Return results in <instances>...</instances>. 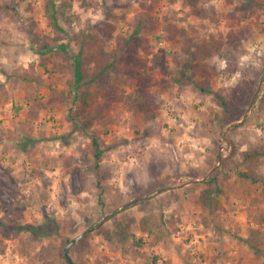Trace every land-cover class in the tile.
I'll use <instances>...</instances> for the list:
<instances>
[{
	"label": "rangeland",
	"instance_id": "374dc122",
	"mask_svg": "<svg viewBox=\"0 0 264 264\" xmlns=\"http://www.w3.org/2000/svg\"><path fill=\"white\" fill-rule=\"evenodd\" d=\"M47 1L0 0V264H61L66 240L112 213L70 250L74 264H171L162 247L185 264H264V0H56L70 4L63 32ZM43 43L82 52L78 92L75 67L60 48L41 55ZM244 72L260 91L226 119L213 93L228 96ZM141 93L144 113L132 104ZM216 166L222 225L206 227L197 200ZM146 216L160 225L151 235L140 230ZM47 218L59 235L11 229ZM117 224L135 242L118 246Z\"/></svg>",
	"mask_w": 264,
	"mask_h": 264
},
{
	"label": "trees",
	"instance_id": "16d2710c",
	"mask_svg": "<svg viewBox=\"0 0 264 264\" xmlns=\"http://www.w3.org/2000/svg\"><path fill=\"white\" fill-rule=\"evenodd\" d=\"M70 4H68L67 1L61 2V6H57L56 0H48L46 5V14L48 19L50 20L51 26L57 31V32H63V28L59 25V19L61 17H64L66 15V7H69ZM77 39H80L79 36H77ZM55 43L60 42L59 38L54 39ZM81 41L84 42V38ZM42 50L44 52H41V55L43 54H49L52 51H55L57 48H60L61 51L64 52L66 55V58L70 61L72 66L75 67V76L73 80L69 81L70 87H71V93L78 92L80 87H82V83L85 79V70L83 69V63L82 58L83 54L82 52H79L76 56L69 50L68 45L65 44H58L56 47H51L48 43L42 44ZM208 47L213 48V44H210ZM117 54H108L109 58H112L116 56ZM211 56V53H203V58H208ZM113 63L108 64L104 68L103 71L106 69H110L113 65ZM264 71V70H263ZM264 73V72H263ZM258 86H255L254 80L250 76L249 73L244 72L242 74L241 79L239 80V83L229 92L228 96H224L223 94L219 92H211L213 93V97L217 100L218 105L221 107L224 118H230L232 114L235 112L241 111L239 109V106L242 107L243 105H247L251 103L253 96L258 91ZM203 92H208L209 90L200 88ZM77 101L81 103V110L77 112L78 115H83V110L87 108L90 105L89 98L91 97V92L87 90H82L77 94L76 96ZM132 104L136 108L137 112H147L149 111V107L151 104V97L148 94L141 93L139 95V99L133 100ZM77 124V123H76ZM224 129V128H223ZM95 146V160L97 161V169H98V163L100 162V156L102 154L101 146L94 141ZM245 159L250 158H257L258 156L262 155L259 152H248L245 154ZM219 173V169L206 181L203 182V184L206 186L203 193L200 195V197L197 200V205L205 210L207 212V216L203 219V225L206 227L208 225H214L216 227H220L222 225L221 221V214L224 211V203L221 200V197L225 194L224 190L216 184V177ZM246 179L251 180L254 184L257 183L258 177L253 174L252 172H245L243 173ZM138 205V204H136ZM112 219V218H111ZM62 224L61 222H58L55 219L49 220L48 218L38 224L35 223H24V224H18L17 226H13L14 231L17 232H25L29 233L32 236L36 238H44L47 239L49 237H53L55 235H59L62 230ZM118 228L117 237L116 240L119 243L118 246L125 247L130 240H133L135 242V234L131 231V229L123 228L122 224H117L116 226ZM160 225L157 221L153 220L152 216H146L142 218L140 221V230L143 233H146L148 235H151L153 233L154 229H159ZM101 230H98L97 233H100ZM73 239H67L65 245L60 249V254L62 258L61 264H69L66 256H65V247L72 241ZM138 245H142V240H138ZM251 249L254 250L258 255H261L260 250L255 244L251 245ZM125 251V250H124ZM149 264V263H148ZM151 264H156V260H153Z\"/></svg>",
	"mask_w": 264,
	"mask_h": 264
},
{
	"label": "water",
	"instance_id": "95a60500",
	"mask_svg": "<svg viewBox=\"0 0 264 264\" xmlns=\"http://www.w3.org/2000/svg\"><path fill=\"white\" fill-rule=\"evenodd\" d=\"M260 91V86L258 88V92ZM257 92V93H258ZM257 93L253 96L252 98V101L250 103V108L253 106L254 104V101L257 97ZM247 117V113L245 114L243 120L240 122H244L245 121V118ZM240 123H236L235 126L239 125ZM232 126H230L227 131L231 128ZM219 163L221 162V154H219V159H218ZM218 166H216L215 168H213L208 174L207 176L202 180V182H206L211 176L212 174L217 170ZM200 181L199 180H196V181H193L191 183H199ZM146 199L145 198H140V199H136L132 202H129L128 204H125L121 210H126L127 208L131 207V206H134L135 204H138L142 201H144ZM116 213H112L108 216H106L97 226H94V227H91V228H88L87 230H85L82 234H80L79 236H77L76 238H74L66 247H65V256L69 262V264H74L71 257H70V250L76 245L78 244L80 241H82L84 238H86L88 235H90L91 233L99 230L108 220H110Z\"/></svg>",
	"mask_w": 264,
	"mask_h": 264
},
{
	"label": "crops",
	"instance_id": "0c3cea01",
	"mask_svg": "<svg viewBox=\"0 0 264 264\" xmlns=\"http://www.w3.org/2000/svg\"><path fill=\"white\" fill-rule=\"evenodd\" d=\"M193 241H194V243L197 244L198 246H201V245H202V242L199 241V239H197V238H195ZM160 251H161V254H160L159 252H157V253L161 255V257L163 258V262H165V261H170L171 264H185V263L183 262L184 259L182 258L184 255H180V254H178L176 251H173V250L168 251V250L166 249V247H165V248H164V247L160 248ZM174 252H175L176 254H175ZM179 259H180V261L177 262ZM182 262H183V263H182ZM163 264H164V263H163Z\"/></svg>",
	"mask_w": 264,
	"mask_h": 264
}]
</instances>
